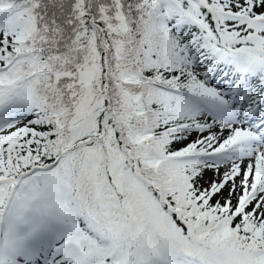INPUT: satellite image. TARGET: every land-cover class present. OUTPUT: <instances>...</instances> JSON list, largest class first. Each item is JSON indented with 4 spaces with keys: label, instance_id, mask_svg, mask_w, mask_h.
I'll return each instance as SVG.
<instances>
[{
    "label": "snow or ice",
    "instance_id": "1",
    "mask_svg": "<svg viewBox=\"0 0 264 264\" xmlns=\"http://www.w3.org/2000/svg\"><path fill=\"white\" fill-rule=\"evenodd\" d=\"M0 264H264V0H0Z\"/></svg>",
    "mask_w": 264,
    "mask_h": 264
}]
</instances>
